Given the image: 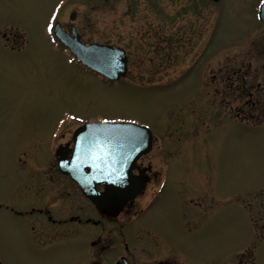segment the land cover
Instances as JSON below:
<instances>
[{
	"label": "rangeland",
	"instance_id": "374dc122",
	"mask_svg": "<svg viewBox=\"0 0 264 264\" xmlns=\"http://www.w3.org/2000/svg\"><path fill=\"white\" fill-rule=\"evenodd\" d=\"M258 1L0 0V264H72L92 232L121 243L122 215L103 227L69 220L95 214L53 170L55 146L95 122L139 124L153 135L139 165L149 177L158 170L162 183L145 214L130 215V264L169 255L174 264H264ZM57 7L62 25L76 13L83 42L127 51L124 78L105 82L49 40ZM145 30L158 33V48L156 40L144 44ZM12 32L25 40L19 50L4 40ZM155 181L134 211L145 207ZM45 206L48 215H26ZM123 250L115 247L114 257Z\"/></svg>",
	"mask_w": 264,
	"mask_h": 264
},
{
	"label": "water",
	"instance_id": "95a60500",
	"mask_svg": "<svg viewBox=\"0 0 264 264\" xmlns=\"http://www.w3.org/2000/svg\"><path fill=\"white\" fill-rule=\"evenodd\" d=\"M258 18L264 21V5L260 6ZM70 19H73V14ZM54 35L90 70L110 80H117L124 75L126 58L123 50L106 45H83L78 41L77 35L69 37L57 24L54 26ZM150 140V133L143 126L86 124L77 134L76 154L71 162L65 164V170L61 167L62 172L68 174L78 184L84 196L98 208L115 211L127 199L133 198L141 186L140 180L131 175L130 169L133 161L149 150ZM87 167L91 171L86 175L84 170ZM102 182L122 185V188L115 186L109 189L110 195L104 197L95 188L96 184Z\"/></svg>",
	"mask_w": 264,
	"mask_h": 264
},
{
	"label": "flooded vegetation",
	"instance_id": "af4514ba",
	"mask_svg": "<svg viewBox=\"0 0 264 264\" xmlns=\"http://www.w3.org/2000/svg\"><path fill=\"white\" fill-rule=\"evenodd\" d=\"M126 6L129 5V0H124ZM132 3L130 2V8H131ZM126 8V7H125ZM69 26L70 24H63L62 28L64 30H66L67 32H69ZM76 30L80 36V39L82 40V33L81 30L78 29L76 27ZM12 31V30H11ZM14 31V30H13ZM11 36L13 38H11V40H9L10 42H14L15 44H17V41H23L21 40V38L17 35V33L12 32ZM144 37L143 42L144 44H146L149 41V44L151 43V40H156L157 42L153 43L155 48H158V46L160 45V41H159V36L158 33H156L155 30H151L150 32H147L145 30V34L142 36V38ZM5 41H7L8 39L5 37L4 38ZM157 50V49H156ZM129 57V55H128ZM73 144V134L70 136L69 140L65 141L64 144L62 145H58L56 146L55 150H54V155H58L61 156L62 154H64V152L67 153V157H69V150L72 147ZM65 155V154H64ZM140 160V159H139ZM139 160L136 161V163L133 165V174H135L137 177H139L142 182H143V190L141 192V194L143 193V191L145 190L146 186H148L150 181H154L157 180V172H153L151 174V177H149V175L147 174L149 171V167L148 166H140L139 165ZM56 161H54V168L53 170L55 171V173H58L57 170V166H56ZM67 183V185L71 188H73L74 190L77 191V187L76 185L66 176H63L61 174H59ZM41 188V187H40ZM134 200L132 201H128L126 202V204L120 209V213L116 216V217H108L107 215H101L98 214V217H100V219H92V218H85L83 220V222L81 221V219L79 217H77L76 215L73 216V219H70V221H75V223L77 224H84V225H91V226H97L99 224L102 223V221H108V222H117L118 218L122 215L123 217V224L121 225V228L124 226V222L128 219V221L126 222V224L130 223V215L133 217H137V213L139 212L134 211ZM34 211H36V213L40 214V215H48L49 211L47 209V207H44L42 209H35ZM94 211V209H93ZM133 211V213H131ZM95 212V211H94ZM96 213V212H95ZM144 233H148L146 232V230H143L141 234ZM118 234L117 238L122 240L120 245L122 246V249H124L123 251L126 252L127 255H123L126 258V264H130L129 261V257H128V251H129V245L128 242L126 240L133 239L135 236H129L126 235L127 232L125 231H119L116 232ZM140 233V232H139ZM129 234V233H128ZM91 235H93V237L88 236L89 237V241H88V245H89V252L87 254L82 255V257L79 256H75L73 257V264H115V262L117 261V259L121 256H118V258H116L114 260V254H113V244L112 242H110V237H97L93 232L91 233ZM76 236H79L76 235ZM75 237V236H74ZM138 237V236H137ZM142 237H144V235H141V237H139L138 239H142ZM156 242L154 241L153 244H155ZM140 252L142 253V255H146V253L149 255L148 253V246H146V244H140ZM170 255L166 258H159V259H154L152 263H146V262H142V264H174L171 259H170Z\"/></svg>",
	"mask_w": 264,
	"mask_h": 264
},
{
	"label": "snow or ice",
	"instance_id": "6c2138e0",
	"mask_svg": "<svg viewBox=\"0 0 264 264\" xmlns=\"http://www.w3.org/2000/svg\"><path fill=\"white\" fill-rule=\"evenodd\" d=\"M261 4L264 5V0H261ZM49 28H51V25H49Z\"/></svg>",
	"mask_w": 264,
	"mask_h": 264
},
{
	"label": "bare ground",
	"instance_id": "6f19581e",
	"mask_svg": "<svg viewBox=\"0 0 264 264\" xmlns=\"http://www.w3.org/2000/svg\"><path fill=\"white\" fill-rule=\"evenodd\" d=\"M68 140V137H67V139H64L63 141H67Z\"/></svg>",
	"mask_w": 264,
	"mask_h": 264
}]
</instances>
